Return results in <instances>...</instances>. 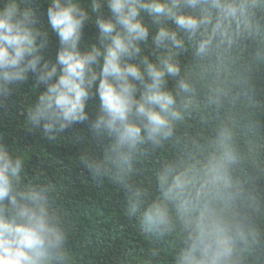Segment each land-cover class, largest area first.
Listing matches in <instances>:
<instances>
[{
  "label": "trees",
  "instance_id": "trees-1",
  "mask_svg": "<svg viewBox=\"0 0 264 264\" xmlns=\"http://www.w3.org/2000/svg\"><path fill=\"white\" fill-rule=\"evenodd\" d=\"M0 264H264V0H0Z\"/></svg>",
  "mask_w": 264,
  "mask_h": 264
}]
</instances>
